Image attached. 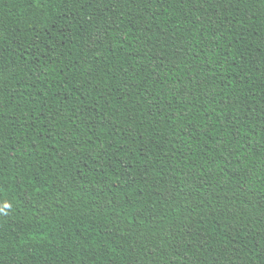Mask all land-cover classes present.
I'll return each instance as SVG.
<instances>
[{"label": "trees", "instance_id": "obj_1", "mask_svg": "<svg viewBox=\"0 0 264 264\" xmlns=\"http://www.w3.org/2000/svg\"><path fill=\"white\" fill-rule=\"evenodd\" d=\"M0 264H264V0H0Z\"/></svg>", "mask_w": 264, "mask_h": 264}]
</instances>
